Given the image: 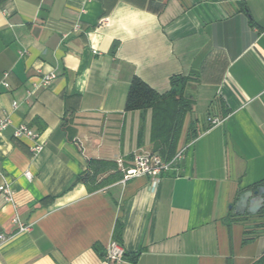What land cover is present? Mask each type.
<instances>
[{"label":"crops","instance_id":"0c3cea01","mask_svg":"<svg viewBox=\"0 0 264 264\" xmlns=\"http://www.w3.org/2000/svg\"><path fill=\"white\" fill-rule=\"evenodd\" d=\"M173 75L191 108L167 156L153 110L125 104L134 76L165 93ZM0 119V264H114L95 247L118 219L137 264H264V203L235 211L264 198V0H0ZM179 151L124 181L120 159ZM91 159L112 166L84 183Z\"/></svg>","mask_w":264,"mask_h":264},{"label":"trees","instance_id":"16d2710c","mask_svg":"<svg viewBox=\"0 0 264 264\" xmlns=\"http://www.w3.org/2000/svg\"><path fill=\"white\" fill-rule=\"evenodd\" d=\"M188 81L189 78L184 75L171 76V87L165 93H159L138 76H134L130 83L125 104L126 110L150 108L153 110V143L156 150L167 156L176 150L184 117L191 108L190 101L185 97V87ZM190 140L191 138L188 136V141ZM110 166L112 163L108 161L91 159L88 171L81 175L80 180L84 183L94 182L99 173ZM122 233L123 221L118 219L113 237L120 244L123 241ZM95 248L102 257L105 256L99 245H96ZM140 255L141 250L125 251L123 259L128 260L130 264H137ZM262 260H264V256Z\"/></svg>","mask_w":264,"mask_h":264},{"label":"built area","instance_id":"2783aa9c","mask_svg":"<svg viewBox=\"0 0 264 264\" xmlns=\"http://www.w3.org/2000/svg\"><path fill=\"white\" fill-rule=\"evenodd\" d=\"M56 77L54 72H51L42 78V83L48 84L52 79ZM5 86H8V83H4ZM18 103L15 102L14 106L17 107ZM212 124L219 123L218 119L211 120ZM9 121L7 119H0V130L4 129L8 125ZM15 136L18 138L21 137H30L37 138V134L34 133L28 126L25 124H20L16 131ZM42 145L37 144L35 146V150H41ZM182 158V151H179L173 160H164L159 154H140L136 153L134 156V165L131 167H126L122 159L118 161L119 167L124 172V181L145 174L153 176L155 179H159L161 175L170 169H172L173 164ZM28 178H31V174L29 172L26 173ZM0 193L4 196L6 201L13 200V192L10 186L3 182L0 185ZM14 222L19 224V231H29L31 229V224H26L22 222L18 217L14 218ZM7 235L4 233H0V244L7 240ZM124 248L123 246L116 240H112V242L108 245L105 259L108 262H112L114 264H119L124 259Z\"/></svg>","mask_w":264,"mask_h":264},{"label":"water","instance_id":"95a60500","mask_svg":"<svg viewBox=\"0 0 264 264\" xmlns=\"http://www.w3.org/2000/svg\"><path fill=\"white\" fill-rule=\"evenodd\" d=\"M258 192L264 193V188H260L258 191H255L254 194H258ZM251 194L252 193L250 191L244 192L243 194H241L237 202V205L235 207L236 212L243 214L245 213L246 210L252 213H256L258 211V209L264 203V198L260 196L255 200V199L250 198Z\"/></svg>","mask_w":264,"mask_h":264}]
</instances>
